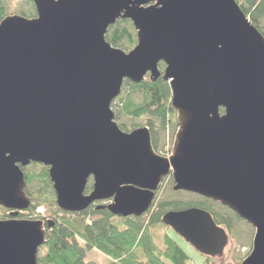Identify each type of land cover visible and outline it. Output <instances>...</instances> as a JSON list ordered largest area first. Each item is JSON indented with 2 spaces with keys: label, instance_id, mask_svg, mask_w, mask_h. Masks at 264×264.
Masks as SVG:
<instances>
[{
  "label": "water",
  "instance_id": "water-1",
  "mask_svg": "<svg viewBox=\"0 0 264 264\" xmlns=\"http://www.w3.org/2000/svg\"><path fill=\"white\" fill-rule=\"evenodd\" d=\"M31 2L35 18L0 22V207L13 211L0 220V264H37L46 242L42 221L15 219L31 207L30 164L48 169L60 211L110 201L95 211L118 219L145 216L170 176L173 192L219 203L253 228L241 264H264V37L237 2ZM120 20L135 31L128 53L106 40ZM146 77L170 88L169 159L153 152L147 128L121 131L111 110L125 81ZM161 223L203 257H221L228 243L201 209L169 211Z\"/></svg>",
  "mask_w": 264,
  "mask_h": 264
},
{
  "label": "trees",
  "instance_id": "trees-1",
  "mask_svg": "<svg viewBox=\"0 0 264 264\" xmlns=\"http://www.w3.org/2000/svg\"><path fill=\"white\" fill-rule=\"evenodd\" d=\"M26 1L31 3L30 0ZM235 1L251 24L264 37V0ZM25 14L23 12L22 16L27 18ZM5 17L6 11L0 0V22ZM132 28L128 20L117 21L107 33V42L114 48L130 50L136 45V37ZM124 87L128 92L124 97H118L112 103L116 120L130 118L140 121L144 119L146 120L145 126L157 130H162L167 124L175 122V112L170 106V88L161 78L152 83L146 77L139 85L125 81ZM137 94L140 96V102L133 100V96ZM118 127L124 131V127L121 125ZM47 173V168L42 167L41 172L36 176L25 174L26 190L37 181L39 185H43L44 193L47 194L41 199V203L52 204L54 198L51 197L52 190L48 192L50 182ZM91 189L89 182L84 193L89 194ZM37 198H42V196ZM181 205L183 204L175 202L158 205L157 210L149 215L147 224L142 222V218L117 221V218L107 211H95V208L87 209L79 214L61 211L60 217L49 220L47 224L46 242L41 247L44 254L37 257V262L39 264H96L94 261H85L86 251H96L106 257L103 264H164L162 259L169 264H193L189 255L167 233L162 238L160 249L152 239L150 228L162 225L161 219L165 213L190 207L209 212L218 226L227 223L213 215L210 208L204 204L180 207ZM34 208L35 206L31 210ZM96 215H102V218L94 220L93 217ZM49 224L52 226L48 227ZM203 264L217 263L212 262L210 258H205Z\"/></svg>",
  "mask_w": 264,
  "mask_h": 264
},
{
  "label": "rangeland",
  "instance_id": "rangeland-1",
  "mask_svg": "<svg viewBox=\"0 0 264 264\" xmlns=\"http://www.w3.org/2000/svg\"><path fill=\"white\" fill-rule=\"evenodd\" d=\"M2 4L4 5L5 11H6V17L7 16H22L23 12L26 13L25 15L28 16L27 19H33L35 17V12L33 10V5L29 3L26 0H1ZM24 17V16H22ZM26 18V17H24ZM131 24V23H130ZM134 31V29L132 28ZM135 34V31H134ZM130 50H121L125 53H128ZM163 67L161 68V70ZM127 90H125V87L122 88L121 95L119 97H124ZM133 100L135 102H140V96L134 95ZM114 112V111H113ZM176 117V114H175ZM146 120L141 119L138 120H132L130 118H122V119H115V123L117 126H122L124 128H127L128 130H135L139 128L145 127ZM136 125V126H135ZM178 126L176 124V120L173 123H169L165 126L164 129L158 131L157 129L155 132L159 136L160 140V149H159V155L164 158H169L171 156L172 151V141L174 139V136L177 132ZM42 167L41 166H35L30 165L22 170V172L25 174L30 175H37L41 172ZM91 184V182H90ZM173 187V181L171 177H166L161 183V186L159 187L157 191V195L153 201V206L150 209V214L155 212L157 209L156 207L162 203L166 202H175V203H181L180 207L194 205V204H204L207 207L210 208L213 215L216 217H219L220 219H223L226 221L227 224L219 226L220 228L224 229L228 236V243L226 247L224 248L223 255L219 257L217 260H212V262L217 264H241V262L249 255L251 249H252V240L254 236V230L246 223L240 221L231 211L228 209L222 207L221 205L217 203H213L210 201H206L203 198H199L196 195H192L189 193L184 192H178L175 193L172 191ZM49 192V190H48ZM27 193L32 194V200H33V206L35 208L31 212H26L23 217H21L18 220H29V221H36V220H43V219H49L53 220L57 217L61 216V211H59L55 205V198L51 194V197L54 198V203L49 204L46 202L41 203V199L45 197L44 193V187L43 185H39L37 181L34 182V184L27 189ZM50 193V192H49ZM38 196H42V198H37ZM108 204V203H107ZM178 207V206H175ZM3 211L0 209V219L2 218ZM150 214H147L143 216L141 219L144 224L148 223V220L150 218ZM102 215H96L93 217V219H101ZM115 218V217H114ZM5 220V218L3 219ZM113 220V219H112ZM121 221L117 218V221ZM89 221V220H88ZM116 222V220H113ZM117 223V222H116ZM227 227H229L227 229ZM151 230V236L154 241V243L158 247H162V238L165 235V233L169 234L173 237L175 241L178 242V244L181 246V248L186 252L190 259L192 260L193 264H203L204 263V257L201 256L199 253H197L194 249L191 248L190 245L184 242L182 238H180L178 235H175L171 230L168 231V229L163 227L162 225L154 226L150 228ZM160 247V249H161ZM44 252L42 249L39 250L38 256H43ZM204 258V259H203ZM106 260V257L102 254L96 252V251H86V258L85 261H94L96 264H103ZM162 262L164 264H169L167 261L162 259ZM39 264V263H37Z\"/></svg>",
  "mask_w": 264,
  "mask_h": 264
},
{
  "label": "flooded vegetation",
  "instance_id": "flooded-vegetation-1",
  "mask_svg": "<svg viewBox=\"0 0 264 264\" xmlns=\"http://www.w3.org/2000/svg\"><path fill=\"white\" fill-rule=\"evenodd\" d=\"M32 3V2H31ZM33 5V4H32ZM33 10H34V12H35V17H36V11H35V7H34V5H33ZM34 17V18H35ZM145 126V125H144ZM143 128H147L148 130H149V133H150V138H151V147H152V150H153V152L156 154V155H159V149H160V140H159V136L157 135V133L155 132V130H156V128H154V129H150L148 126H145V127H143ZM120 129V128H119ZM121 131H123L122 129H120ZM132 130H128L127 128H124V131L123 132H125V133H130ZM158 131H160V130H158ZM175 145H176V140H175V136H174V139H173V141H172V151H171V155L173 154V151H174V148H175ZM160 156V155H159ZM30 165H35V166H37V164H30ZM29 165V166H30ZM38 166H40V165H38ZM23 170V169H22ZM48 170V169H47ZM164 180V179H163ZM162 180V181H163ZM162 181H161V183H162ZM89 182H90V180H89ZM48 190H49V192H50V190H52V185H51V183H50V187H48ZM53 193V190H52V192H51V194ZM25 195L28 197V198H30V200H31V207L28 209V210H25V211H22V212H18V214H17V216L15 217V219L16 220H18V219H20L21 217H23L24 215H26L25 213L26 212H31L32 210V207H33V200H32V194H30V193H27V190L25 189ZM53 196H54V193L52 194ZM156 195H157V192L155 193V197H156ZM54 198H55V196H54ZM155 199V198H154ZM206 201H210V200H207V199H205ZM154 201V200H153ZM211 202V201H210ZM107 203H110V201H104V202H100V203H95V204H93V205H91L89 208H88V210L89 209H94L95 208V206L96 205H107ZM152 206H153V202H152ZM151 206V207H152ZM190 208H195V207H190ZM0 209L3 211V215H2V218H1V220H3L4 218H5V220H10L11 219V214L13 213V211H10V210H5V209H3V208H1L0 207ZM189 209V208H188ZM198 209V208H197ZM103 211H106V210H103ZM36 221H40V220H36ZM42 222H43V226L46 228L47 227V224H48V222H49V219H43V220H41ZM215 259H218V258H213L212 260H215Z\"/></svg>",
  "mask_w": 264,
  "mask_h": 264
}]
</instances>
